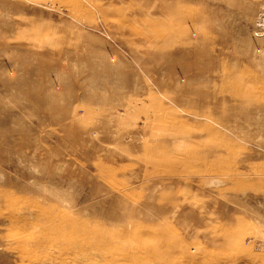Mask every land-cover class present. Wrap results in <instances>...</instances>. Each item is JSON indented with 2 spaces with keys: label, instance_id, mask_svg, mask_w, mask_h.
<instances>
[{
  "label": "rangeland",
  "instance_id": "rangeland-1",
  "mask_svg": "<svg viewBox=\"0 0 264 264\" xmlns=\"http://www.w3.org/2000/svg\"><path fill=\"white\" fill-rule=\"evenodd\" d=\"M0 264H264V0H0Z\"/></svg>",
  "mask_w": 264,
  "mask_h": 264
}]
</instances>
